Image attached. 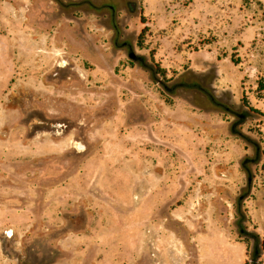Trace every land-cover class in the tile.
<instances>
[{
	"label": "rangeland",
	"instance_id": "1",
	"mask_svg": "<svg viewBox=\"0 0 264 264\" xmlns=\"http://www.w3.org/2000/svg\"><path fill=\"white\" fill-rule=\"evenodd\" d=\"M261 82L264 0H0V264H264Z\"/></svg>",
	"mask_w": 264,
	"mask_h": 264
},
{
	"label": "trees",
	"instance_id": "2",
	"mask_svg": "<svg viewBox=\"0 0 264 264\" xmlns=\"http://www.w3.org/2000/svg\"><path fill=\"white\" fill-rule=\"evenodd\" d=\"M232 62L235 63V64H238V62L236 60H234V58H232ZM260 87L261 88L259 90H261V91L264 90V84L262 82L260 83ZM254 111H256L257 113H259L257 110H254Z\"/></svg>",
	"mask_w": 264,
	"mask_h": 264
},
{
	"label": "water",
	"instance_id": "3",
	"mask_svg": "<svg viewBox=\"0 0 264 264\" xmlns=\"http://www.w3.org/2000/svg\"><path fill=\"white\" fill-rule=\"evenodd\" d=\"M129 57H130L131 59H133V60L137 59V58L134 56V54H133L132 52L129 54ZM221 106L223 107V105H221Z\"/></svg>",
	"mask_w": 264,
	"mask_h": 264
}]
</instances>
